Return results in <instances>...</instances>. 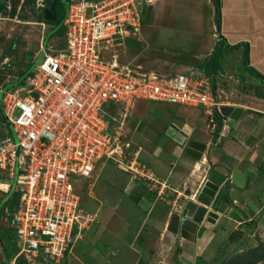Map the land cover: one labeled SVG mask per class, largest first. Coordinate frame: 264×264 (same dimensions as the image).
Segmentation results:
<instances>
[{"label":"built area","instance_id":"2783aa9c","mask_svg":"<svg viewBox=\"0 0 264 264\" xmlns=\"http://www.w3.org/2000/svg\"><path fill=\"white\" fill-rule=\"evenodd\" d=\"M67 1L63 45H42L33 73L15 90L0 86L15 133L0 142V189L20 194L12 213L14 263L23 257L59 264L67 257L81 230L96 220L82 208L80 183L99 161H119L133 181L161 183L138 161L119 158L136 101L210 112L221 106L215 75L166 74L124 59L131 38L141 34L146 8L157 0ZM39 6L44 9L45 0Z\"/></svg>","mask_w":264,"mask_h":264},{"label":"rangeland","instance_id":"374dc122","mask_svg":"<svg viewBox=\"0 0 264 264\" xmlns=\"http://www.w3.org/2000/svg\"><path fill=\"white\" fill-rule=\"evenodd\" d=\"M216 1L203 0L200 7L193 6L192 3L173 6L168 14L161 16L148 27V38L160 54L165 57L181 55L183 58L169 60L161 58L157 64H151L160 55L155 53L156 50L153 47L149 46L145 49L144 46L147 43L144 41H135L125 53V59H135L147 69L164 73L176 71L177 67L172 66L171 63L166 64V61L189 63L190 60L186 56L190 54L192 41L198 39L197 36L200 35L202 27L201 36L207 40L210 35L209 29L215 25V18L211 15L215 14ZM5 2L7 10L0 13V74L8 76L4 84L6 87V85L15 84L22 77L41 53L42 44L45 47L50 44L58 45L62 37L50 36L54 26L44 22L45 18L41 19L47 7L43 9L39 6L41 0L35 2L6 0ZM157 5L158 2L145 10L144 25L153 19ZM189 7L190 12L193 11L202 18L192 20L187 17ZM176 15L185 18L183 20L178 18L179 21L171 20V17ZM228 53L229 56L233 54L231 51ZM197 65L192 66L197 67ZM16 88L11 86V90ZM261 90L264 91V89ZM141 109H143L141 112L134 111L136 114L128 122L129 131L122 139L126 143L122 147L123 151L119 158L127 164L138 161L140 165L143 164L142 166L146 167L143 162L147 163V169L161 183L147 179L133 181L131 173L124 171L120 162L115 159H104L97 163L91 176L82 178L80 183L82 208L95 215L96 220L83 231L71 253L59 264H159L162 262L165 264H221L237 252L256 245L257 234L264 239V202L262 203L263 200L260 198V194H264V185L259 178L257 184L260 187L263 185V192L261 190L258 192L260 201H258L256 212L251 213L250 209L244 210L240 207L231 209L220 223L217 222V226L207 224L205 237L196 244H191L184 238L177 239L173 244H168L164 240L169 216L181 211L187 199L193 197L195 192L188 191L185 194L183 191L178 192L172 188L165 189L162 177L155 170L150 169L154 168L155 163L147 159L146 151L149 150L152 155H155L158 144L174 141L168 132H172L175 129L174 126H177L174 120L168 119L169 113L175 119V115L179 113L188 115L192 108L146 101L142 102ZM156 119L164 122L165 125L163 128L155 127L158 129V135L151 145L148 138L156 137L152 131L154 130L152 124ZM181 127L186 133L191 129L187 123ZM7 136L8 129L0 109V142ZM185 149L183 147V150L180 149L177 154L173 152L174 157L179 159L180 155L188 156ZM164 152L166 151L161 150L156 155ZM259 166L261 169V165ZM136 197H139L138 201ZM6 199L7 207L13 200L8 197L6 191L0 189V205ZM11 227L9 213L3 210L0 212V264H32L21 257L14 263L17 250ZM183 257L185 260L182 259Z\"/></svg>","mask_w":264,"mask_h":264},{"label":"crops","instance_id":"0c3cea01","mask_svg":"<svg viewBox=\"0 0 264 264\" xmlns=\"http://www.w3.org/2000/svg\"><path fill=\"white\" fill-rule=\"evenodd\" d=\"M157 2L158 5L155 9L156 12L153 15V19L151 22L144 25L143 16L141 34L138 37L131 38V42L127 50H125V53L135 41H144L147 43V45L144 46L145 49H148L149 46L153 47V44L148 38L147 29L149 26L153 25L158 18L168 14V12L173 9V6H183V4L192 3L193 6L198 5L200 7L203 0H157ZM220 3V32L217 23L215 4V14L211 15L215 18V25L211 26V29H209L210 35H208L207 40L201 36L203 27L201 29L200 26L201 30L198 29L200 30V35L197 36L198 39L192 41L190 54L186 56L188 60H190L188 61L189 63L173 60L166 61V64L171 63L172 66H177L175 68L176 71L167 72L166 74L173 72H200L199 63L208 60L213 55L221 37H224L226 43L224 44L219 62L220 65L216 73L215 81L213 82V89L221 106H239L244 108V112L239 120L227 119L222 123L221 117L218 119V114L215 111L210 112L202 107L180 105L186 108H192V110L187 113L188 115H182L181 113L175 115V119L174 116L172 118L171 113H169L168 119L174 120L178 129L186 135L185 143L181 144L175 139L169 143L168 141H164L156 146L155 155H152L148 150L146 151V157L149 161L155 163L154 168L151 167L150 169L155 170V172L162 177L165 182V189L172 188L178 192L183 191L185 194L188 193V191L197 193L203 180L208 175L209 179L218 183L221 187L224 188L226 185L227 188H229L230 196L234 200V205L236 207H240V209L242 208L244 210L245 208L250 209V212L253 213V211L256 212L258 210V201H260L258 200V192L260 190L262 191V186L264 185V91L261 90L264 89V82L249 71L244 61V54L245 43H248L250 66L264 75V0H220ZM190 10L191 8L189 7V15L187 17L192 20L202 18L199 14L193 13V11L190 12ZM178 18L183 20L185 17L176 15L172 16L171 20L179 21ZM237 44L241 46L239 48L230 47V45ZM228 51H231L233 54L229 56ZM125 53L124 55H126ZM155 53L160 55V57L158 56L157 59L151 63L154 65L157 64L158 60L161 58H168L167 60L183 58L181 55L177 57H165L157 50ZM132 60L136 64L141 65L144 69H147L141 63L136 62L135 59ZM193 64L198 65L194 67L192 66ZM4 84L5 82L2 85ZM146 101L158 102L151 100L136 101L126 121V132L129 131L127 128L129 120L132 119L138 111L141 112V110H143L141 109V104ZM184 123H187L191 128L188 133L181 127ZM164 125V122H159L157 119L154 124H152L154 127L152 131L156 137L148 138L151 145L154 143L155 139H157L158 135V129L155 127L163 128ZM171 133H173V131ZM191 140L207 143L208 147L211 148L209 159H207V152L204 153L201 160H198L187 154L186 149L184 151L188 156L180 155L181 158L179 156V159L174 157L173 152L177 154L180 149L183 150V147L187 148ZM151 145H149V147ZM140 149L142 151L141 147ZM161 150L166 152L161 155H156L158 154L157 152ZM143 163L146 167L148 166L147 163ZM259 165H261V169ZM258 179L263 184L261 187L257 184L259 181ZM260 195L263 203L264 194ZM135 199L138 201L139 197ZM175 210L177 211L176 207ZM245 215H247L246 211ZM170 217L172 216L170 215L168 218L167 228L171 221ZM223 218L224 216L220 218L218 223H220ZM94 222L95 221L91 223ZM218 223L215 225L217 226ZM208 225L206 226L208 227ZM88 228L89 225L81 230L80 237L75 241L71 251L76 242L81 238L83 231ZM203 237H205V233L203 236L197 238L195 242H188L196 244V242H199ZM71 251L69 253H71Z\"/></svg>","mask_w":264,"mask_h":264},{"label":"water","instance_id":"95a60500","mask_svg":"<svg viewBox=\"0 0 264 264\" xmlns=\"http://www.w3.org/2000/svg\"><path fill=\"white\" fill-rule=\"evenodd\" d=\"M5 1L0 0V3ZM57 2L58 0H53L51 5L44 9V18L46 21L56 22L58 20L56 10ZM7 78V75L0 74V86L7 81ZM214 81L215 77L213 79ZM243 112L244 108L230 105H222L216 110V113L222 119V123L227 119L239 120ZM174 128L172 130L173 133L168 132V134L177 142L184 144L186 135L177 127L174 126ZM205 152H207V159H209L211 148L208 147L207 143L200 141L191 140L186 148V153L198 160L203 158ZM226 193L225 186L224 188L221 187L218 183L209 179L207 175L194 197L187 199L181 211L174 213L171 217L164 240L168 244H173L178 238L195 242L198 237L203 236L206 231V227L203 225L204 223L214 225L217 224L222 216H226L229 208V204L225 200V197L228 195ZM255 239L257 242L256 245L237 252L221 264H261L264 262V239L261 238L260 234H257ZM159 264L165 263L162 262Z\"/></svg>","mask_w":264,"mask_h":264},{"label":"trees","instance_id":"16d2710c","mask_svg":"<svg viewBox=\"0 0 264 264\" xmlns=\"http://www.w3.org/2000/svg\"><path fill=\"white\" fill-rule=\"evenodd\" d=\"M28 1L35 2L36 0H28ZM52 1L53 0H45L46 6H50ZM67 8H68V1L67 0H58V2L56 4L58 20L56 22L46 21V20H44V15H41V19L44 20V22L52 24L54 26L53 27L54 29H53L50 36L59 35L62 37V41H61L60 45H63V41H64L65 27L63 25V22H64V19L66 17V14H67ZM6 10H7V3L6 2L0 3V13H2L3 11H6ZM216 12H217V23H218L219 32H220V23H221V3H220V0L216 1ZM225 43H226V41H225L224 37H221V40H220L215 52L213 53V55L208 60L199 63L198 66L202 72H204L207 75H215L216 76L217 70H218L219 65H220L219 62H220V58L222 56V51H223V47H224ZM240 46H241L240 44L230 45V47H232V48H239ZM244 61H245V64L248 66L249 71H251L253 74L258 76L264 82V75H262L261 73H259L257 70H255L253 67L250 66V63H249V44L248 43H245ZM35 65H36V61L32 62L31 65L29 66V68L23 73L22 77L15 84L6 85V87L7 86L8 87H11V86L17 87L19 85L24 84L26 79L33 73V69H34ZM0 109H1V112L3 114L7 129H8V136L15 138L13 126L8 121L1 104H0ZM217 117H218V119H220L219 115H217ZM7 194H8V197L12 198L13 201H12L11 205L6 207V202H7V199H6L0 205V212H2L3 210H6L7 212H9V216H10V219L12 221V213L18 207L19 200H20V194L18 192H15L14 189H11V191L8 192ZM11 230H12V238L16 239V232H15V228L13 227V225L11 227ZM16 250H17V247H16ZM21 258L24 259L25 261H27L25 258H23V257H21Z\"/></svg>","mask_w":264,"mask_h":264},{"label":"flooded vegetation","instance_id":"af4514ba","mask_svg":"<svg viewBox=\"0 0 264 264\" xmlns=\"http://www.w3.org/2000/svg\"><path fill=\"white\" fill-rule=\"evenodd\" d=\"M45 4H46V2H45ZM230 190H229V188H227V186L225 185V193L226 194H228L227 196H226V194H225V200L228 202V204H229V208H228V210H227V212L228 211H230L231 209H235L236 208V206L234 205L235 203H234V200L231 198V196L229 195L230 194V192H229ZM205 227H207L206 225V223H204L203 224ZM215 225V224H214ZM199 238V237H198ZM178 239H182V238H178ZM187 240V239H186ZM187 241H189V240H187ZM226 261V260H225ZM223 263V262H222Z\"/></svg>","mask_w":264,"mask_h":264}]
</instances>
